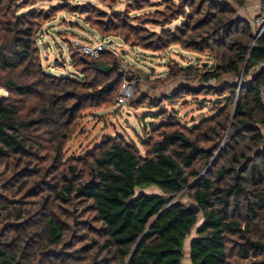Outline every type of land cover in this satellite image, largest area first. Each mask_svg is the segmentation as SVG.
<instances>
[{
	"label": "trees",
	"instance_id": "trees-1",
	"mask_svg": "<svg viewBox=\"0 0 264 264\" xmlns=\"http://www.w3.org/2000/svg\"><path fill=\"white\" fill-rule=\"evenodd\" d=\"M14 1L0 0V89L8 93L0 99V163L7 167L0 264H182L198 215L190 264H264V33L256 38L257 29L218 0L172 4L152 24L186 20L161 33L132 26L126 14L102 22L144 50L179 45L211 54V68L179 70L199 82L179 91L214 96L201 104L212 112L188 126L151 99L149 108L158 110L150 117L162 120L147 125L143 153L123 136L107 135L84 156L65 158L83 108L116 97L122 75L105 52L71 57L80 80L44 72L37 33L47 14L17 15ZM187 8L192 15L185 16ZM148 187L161 194L136 192ZM21 196L36 198L28 204L35 210L13 199Z\"/></svg>",
	"mask_w": 264,
	"mask_h": 264
},
{
	"label": "rangeland",
	"instance_id": "rangeland-1",
	"mask_svg": "<svg viewBox=\"0 0 264 264\" xmlns=\"http://www.w3.org/2000/svg\"><path fill=\"white\" fill-rule=\"evenodd\" d=\"M181 1L190 0H145L140 2L142 5L138 9L134 7V0L14 1L13 10L17 15L32 11L44 13L43 16L47 14L37 33V48L44 72L57 77L80 80L82 78L80 69L73 67L71 57L75 54H83L84 46L103 44L105 49L101 53H109L115 59L122 75V83L130 82L134 86L135 92L130 107L117 106V94L109 102L87 105L83 108L76 120L74 132L65 145V158L84 156L107 135H121L126 141L137 145L140 152L143 153L144 149L139 142L146 137V132L150 129L147 125L153 122L159 123L162 120L160 117L155 120L150 117V112L158 110L149 108L151 99H158L162 105L161 109L175 115L181 123L188 124V126H191L193 119L197 120L212 112L208 103L204 106L201 104L204 98L211 100L215 98L214 96H185L183 92L179 91L183 86L193 89L199 87L196 75L185 77L179 70L188 66L199 67L200 71L203 68H211L215 63L211 54L188 51L179 45H172L160 52L144 50L134 46L132 41L124 42L125 31L104 28L102 23L112 16L126 14L132 26H138L154 33L174 30L186 20L184 16L164 26H156L152 22L157 13L165 11L172 4L176 6ZM218 1L227 3L234 11L235 17L240 16V12L245 9L246 5V0L243 6L237 5L236 0ZM192 2L194 3L195 0ZM190 14L192 15L191 10L187 8L185 16ZM252 21L253 19L250 22ZM211 48L214 49L213 46ZM1 91L5 92L4 94L7 96V91L0 89ZM197 100H199L198 104ZM163 119L165 121L167 117L163 116ZM6 168L5 163H0V178L5 177ZM136 192L148 195L161 194L155 187H148ZM13 199L25 201L27 205L31 202L37 204L36 198L21 196ZM181 201L186 205L191 202L186 196ZM32 204L27 208L35 210L33 209L35 205ZM62 213L67 215L66 212ZM201 222L202 216L198 215L197 225L185 240L182 264H190L189 245ZM1 230L0 226V232ZM37 263L35 262V264Z\"/></svg>",
	"mask_w": 264,
	"mask_h": 264
},
{
	"label": "built area",
	"instance_id": "built-area-1",
	"mask_svg": "<svg viewBox=\"0 0 264 264\" xmlns=\"http://www.w3.org/2000/svg\"><path fill=\"white\" fill-rule=\"evenodd\" d=\"M258 9L259 12L257 16L253 19L252 24L257 28L256 32V38H259L264 33V9L261 8L259 0H258ZM105 49V46L103 44H99L97 46H84L82 48L83 55L88 56L92 59H96L101 52ZM259 69H264V60H262L258 64ZM209 83H213L210 81ZM134 86L130 82H124L122 83L120 90L118 92V95L116 97V105L119 107L122 106H129L130 101L132 100L134 96ZM5 92H0V99L5 97ZM261 94V101L262 105L264 106V87L260 89Z\"/></svg>",
	"mask_w": 264,
	"mask_h": 264
},
{
	"label": "crops",
	"instance_id": "crops-1",
	"mask_svg": "<svg viewBox=\"0 0 264 264\" xmlns=\"http://www.w3.org/2000/svg\"><path fill=\"white\" fill-rule=\"evenodd\" d=\"M258 12H259L258 0H246L245 9L240 12L241 14L238 18L250 22L251 19H254L257 16ZM250 23H251V26L253 27V30L257 29L252 24V22Z\"/></svg>",
	"mask_w": 264,
	"mask_h": 264
},
{
	"label": "water",
	"instance_id": "water-1",
	"mask_svg": "<svg viewBox=\"0 0 264 264\" xmlns=\"http://www.w3.org/2000/svg\"><path fill=\"white\" fill-rule=\"evenodd\" d=\"M188 209L193 211L195 214H198L199 213V208L193 204V203H190L189 206H188Z\"/></svg>",
	"mask_w": 264,
	"mask_h": 264
}]
</instances>
